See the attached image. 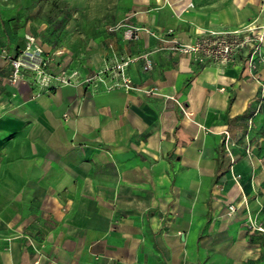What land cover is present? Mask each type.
Segmentation results:
<instances>
[{"label": "crops", "instance_id": "0c3cea01", "mask_svg": "<svg viewBox=\"0 0 264 264\" xmlns=\"http://www.w3.org/2000/svg\"><path fill=\"white\" fill-rule=\"evenodd\" d=\"M166 2L104 0L32 41L38 29H3L15 4L0 0V264H264V234L248 227L264 223L257 66L161 39L168 28L184 42L234 30L247 12L234 0ZM129 25L149 31L126 38ZM109 42L133 57L131 80L156 92L45 87L27 66L12 80L2 55L83 75L103 65Z\"/></svg>", "mask_w": 264, "mask_h": 264}, {"label": "built area", "instance_id": "2783aa9c", "mask_svg": "<svg viewBox=\"0 0 264 264\" xmlns=\"http://www.w3.org/2000/svg\"><path fill=\"white\" fill-rule=\"evenodd\" d=\"M114 28V26H113ZM140 30H147L149 28L146 26H136L129 25L124 29L123 35L126 38H137L139 36ZM172 28H168L165 31L166 35H171L170 37H162L164 41H168L171 48L179 50L183 53H192L197 58H202L203 56L215 57L217 58H227V52L231 47L232 42H226L224 37L227 33H235L237 30L223 31V30H199V35L192 41L184 42L179 40L177 37L172 35ZM29 40L32 39L31 36H27ZM109 56L104 60L102 66L97 69L86 72L83 75L79 74L77 69L60 70L58 73H50L45 68V58L40 57L38 61H24L19 58V56H11L9 53L3 50L2 55L10 58V63L12 65V80H16L19 75V70L22 66L31 67L37 70L36 81L43 86H48L51 81H55L59 84H88L97 86H102L105 90H111L116 88H121L124 90H143L147 93L156 92L155 88L143 89L140 85L135 84L131 78L128 76L126 67L129 62L133 59L132 56L120 55L112 42L108 43ZM42 49L35 46L33 54L41 53ZM139 56L143 58L144 69H150L152 67V60L147 55V53H142ZM229 134L225 131V141L228 142ZM249 152V149H247ZM230 208H233L230 205ZM248 227L250 230L259 231L264 234V223L255 222L250 220L248 222Z\"/></svg>", "mask_w": 264, "mask_h": 264}, {"label": "rangeland", "instance_id": "374dc122", "mask_svg": "<svg viewBox=\"0 0 264 264\" xmlns=\"http://www.w3.org/2000/svg\"><path fill=\"white\" fill-rule=\"evenodd\" d=\"M5 3L13 2L15 5L11 9L10 14H6V24H2L3 29L13 27H28L34 30L38 29L32 41H36V37L40 38L41 25L44 28L51 27L57 18H79L88 15L90 7L103 8L101 6L104 0H1ZM168 4L166 0H161ZM171 1V0H170ZM227 1V0H226ZM242 10H246V22L239 26L235 33L225 34V41L232 42L228 54L236 52V56L240 59L241 64L247 68L257 66L255 72L256 77L264 82V77L259 73L258 67H264V0H234ZM93 2V5L90 3ZM98 3V5H96ZM2 10V13H4ZM2 22H4L2 20ZM46 24V25H44ZM5 25V26H4ZM232 31V30H223ZM33 32V33H34ZM37 35V36H36ZM26 37V36H25ZM27 38V37H26ZM40 47V46H39ZM220 59V58H219ZM225 60H228L226 58ZM264 94V92H263Z\"/></svg>", "mask_w": 264, "mask_h": 264}]
</instances>
